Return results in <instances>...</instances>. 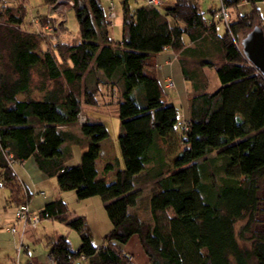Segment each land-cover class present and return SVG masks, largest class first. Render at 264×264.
Listing matches in <instances>:
<instances>
[{"label": "trees", "instance_id": "trees-1", "mask_svg": "<svg viewBox=\"0 0 264 264\" xmlns=\"http://www.w3.org/2000/svg\"><path fill=\"white\" fill-rule=\"evenodd\" d=\"M43 1L50 9L57 2ZM72 1L78 36L52 42L51 33L22 29L27 0L16 6L0 0V179L16 208L25 203L31 193L14 167L33 157L61 190H74L79 199L100 196L113 226L106 244L96 247L85 217L70 218L67 203L52 200L41 219L65 222L81 245L73 251L58 236L49 257L56 264H133L122 246L136 236L151 264H264L258 226L264 214V74L240 45L241 36L264 26L257 8L236 20L229 12L264 0H221L229 22L217 13L221 8L211 12L226 23L224 35L198 1L175 0L165 9V0L161 6L146 2L132 10L125 0L118 42L110 37L104 0ZM53 23L51 14L39 16L40 29ZM61 29L73 33L65 23ZM167 48L178 55L192 87L185 125L158 78L157 56ZM204 67L215 68L220 85L214 91L199 75ZM102 87L120 91L123 165L120 159L116 170L107 164L98 178L107 127L86 118L81 136L71 128L80 123L83 105H98ZM36 90L44 93L41 99L33 98ZM178 132L183 144L169 162L168 138ZM71 145L84 151L76 166L64 162ZM114 170L109 182L105 174ZM144 190L147 219L132 211Z\"/></svg>", "mask_w": 264, "mask_h": 264}, {"label": "rangeland", "instance_id": "rangeland-1", "mask_svg": "<svg viewBox=\"0 0 264 264\" xmlns=\"http://www.w3.org/2000/svg\"><path fill=\"white\" fill-rule=\"evenodd\" d=\"M9 5L16 6L18 5V0H6ZM106 1V0H104ZM110 4L108 7V12L111 9L113 5V9L115 11L116 16L112 18V15L109 12V17L111 20V25L114 28L115 32V38L116 40H121L122 38V15H123V3L125 0H109ZM147 1V0H146ZM198 1V0H195ZM130 8L132 10H135L136 8L142 6L145 2V0H127ZM21 3H26V0H20ZM172 3V0H165V6L163 9H165L167 6H169ZM199 3V2H198ZM201 11L204 13V17L210 21L215 22L217 26L218 34L224 35L227 30L226 23L219 18H215L212 14V10H219L221 8V0H201L200 1ZM107 5L105 4V7ZM27 16L25 21L29 23V28L32 29V31H41L43 35H47L48 31L43 27L40 29L39 27V16H45L48 14L49 6L44 4L43 0H27ZM257 8L260 11V14L262 16V24L264 26V2H259L256 5L252 4H243L238 7H232L229 9L230 12V18L232 20H236L239 15H245L250 14L253 12V10ZM52 9H50L51 14ZM219 11H217L218 13ZM61 15V14H60ZM58 15V19H60V16ZM67 21H65V24L76 25L78 29V24L75 16V12L72 10L68 11L67 13ZM32 19V21H31ZM226 21V20H225ZM227 23L229 20L226 21ZM63 24V23H61ZM31 25V26H30ZM62 28V25L60 27V30ZM29 29V30H31ZM247 34V33H246ZM75 35V34H74ZM52 42L59 41V39H65L64 34L57 37L53 34L50 35ZM54 37V39H53ZM245 37V35L240 37V40ZM51 46V45H50ZM182 57V54L179 56V59ZM175 59L178 60V55L175 53ZM184 60L187 59L184 57ZM188 64H193V62L188 58ZM195 64V62H194ZM193 65H190V67H193ZM203 81H206V84H208L207 90L208 91H214L219 85V79L216 76L215 68H209L204 67L201 69V74ZM173 81V86H167L168 81ZM202 82V83H204ZM165 85L167 89H174L175 87V81L174 79H168L165 81ZM180 85V83H177V87ZM102 92H104L101 95L99 102V105L97 107H104V108H96V107H87L86 110H83V115L81 120H92L96 119L98 121H101L105 124V126L108 129L109 136L106 138V140L103 142L101 146V155L97 163V167L100 173H104V167L107 164L113 165L115 170L118 168L119 163L117 164L118 159L121 160L123 165V160L121 156V150L120 145L118 141V136L121 131V120L119 118V106L117 102L120 98V91L118 88H103ZM43 92H40L36 90L33 95L35 96H41ZM192 95H190L191 97ZM169 101L174 103L176 107L178 108V111H180L181 115L184 118H187L188 114L186 112H181V105H179L178 101L173 99L171 96L169 97ZM81 124H76L71 128L73 132H75L77 135H82L81 132H79V129L81 127ZM169 144L171 145L167 150L166 158L169 162H172L176 153L181 148L183 142L181 139V134L175 133L172 134L168 138ZM69 156L65 158L64 162L68 166H76L80 164L81 157L83 154V149L79 145H71L69 150ZM16 170L18 169V166H15ZM19 172V169H18ZM115 172V171H114ZM20 178L28 185L31 186V182L26 179L20 172H19ZM107 180L109 182H112L115 180L114 174H109L107 177ZM264 184V182H263ZM54 184L47 183L43 186V188L40 190L41 192H44L43 194L39 193L37 194L31 203V209L36 214H40L42 211V202L44 197L54 198V195L57 194L54 188ZM41 188V187H38ZM146 189V187H144ZM60 194H62V199L67 203L68 207V215L71 218L83 216L86 219L88 228L90 229V233L92 235L93 243L96 247H102L105 245V236L109 234L112 231V222L108 216V213L105 208V203L103 202L102 198L98 195L91 196L86 199H79L76 196V192L74 190H67L63 191L60 190ZM147 194V190H144L142 192V198L139 201V204L136 208H133V212H137L143 219L149 218L148 210H147V199L145 198ZM16 211V205L15 202L11 199V190L9 187H3L0 188V256H2V259H0L1 262L5 263V258L7 260H13V263H16L18 257L22 262H26L29 260H36L41 258H47L50 254L51 250V241L58 236H65L71 243L73 251H77L81 245V237L80 234L74 230L73 228L69 227L65 222H61L56 219L51 218H43L42 222L39 224V226L36 229H31L29 233L27 232V235L24 239V246L22 250L20 251L18 255L17 251V239L13 236V234L10 231V223L14 219ZM15 222V221H14ZM52 237V239H50ZM125 252L130 256V260L133 264H145L149 261V258L145 254L139 239L136 236H133L128 243H126L124 246H122ZM76 264H89L88 261L82 260Z\"/></svg>", "mask_w": 264, "mask_h": 264}, {"label": "crops", "instance_id": "crops-1", "mask_svg": "<svg viewBox=\"0 0 264 264\" xmlns=\"http://www.w3.org/2000/svg\"><path fill=\"white\" fill-rule=\"evenodd\" d=\"M200 1L201 0H198L199 3H200ZM109 2H110L109 0L104 1V5L105 4L107 5L106 6V10L109 7V4H110ZM146 2L147 1L145 0L144 4H146ZM174 4H175V0H172V3L169 5V7L173 6ZM49 13H50V7H49L48 14ZM108 14H109V12L107 10V15ZM52 16H55V15L52 14ZM122 19H123V15H122ZM31 21H32V19H31ZM29 23H27V25H23L22 26V29L27 30V31H32V29L29 28ZM112 27L113 26L111 25V27H110V37H111L112 41L118 42V40H116V38H115L114 28H112ZM67 28L71 32H73L75 34L73 36V33L71 35L68 34V33H65L64 38L65 39H68L69 41H71L75 37L78 36V32H77L78 29H77V26L76 25H72L71 26L70 24H67ZM29 29H31V30H29ZM122 37H123V21H122ZM121 40H122V38H121ZM121 40H119V41H121ZM157 64H158V78H159L160 82L162 83V85L165 86V84H164L165 81L168 80V79H170V78L171 79H174V81H175V87H174V89H167L165 87V91L168 94V98L171 96L173 99H175L176 101H178L179 105H181V109H182L181 112H186L188 114L189 98H190V95L192 93V87H191V83L189 81L185 80V78H184V76L182 74V68H181L180 62L175 59V52L173 50L167 48L166 50H164L163 52H161L160 54H158V56H157ZM177 83H180V85L178 87L176 86ZM103 88H106V87H102V89ZM102 89H101V93H100V95L98 97V101L100 100L101 95L104 93V92H102ZM43 94L41 96H35V95L32 94V96H33V98L41 99L43 97ZM16 98L18 100H23L25 98V95L24 94H18L16 96ZM98 105H99V102H98ZM98 105H96L94 107H96V108H104L102 106L97 107ZM87 107H93V106L83 105V110H86ZM92 121H98V120L92 119ZM79 132H81V129H79ZM105 140H103L101 142V146H102V144H103V142ZM100 155H101V153H100ZM98 160H97V163H98ZM15 166H18L19 172L26 179H28L31 182V186H28L20 178L18 169L16 170V168L14 167L15 172L18 175L20 181L25 186L26 190H29L30 193H31V196H30V209H31V203L33 201V198L37 194H39V193L43 194L44 192H41L40 190L43 188L44 185H46L49 182L52 183V185L54 184V186H55L54 188H55V191L57 192V194L54 195V198L44 197L43 202H42L41 209H43V207L48 202H50L52 200H55V199L62 198V194L59 193V192H61L60 191L61 189L58 186L56 176H49L44 171H42L39 168L36 160L33 157L27 159L26 161H24L22 163H17ZM114 171H110V172L106 173L105 174L106 177L110 173L111 174H114L115 173ZM102 176H103V174L99 172L98 178H101ZM38 187H41V188H38ZM262 205H263V209H264V184L262 185ZM35 213H36V211H35ZM263 216H264V214L262 215V218H260L261 220L258 222V226L261 227L262 230H264V217ZM14 221H15V216H14V219L12 220V222L10 223V225H11L10 227H12V225L14 224ZM41 222H42V220H41ZM36 228H34V229H36ZM30 231H32V230H29L28 233ZM13 236L18 241V236H15V235H13ZM51 238L52 237H50V239ZM48 258H49V256L47 258H41V259H38L37 258L35 261L38 262V263H46L47 260H48ZM0 259H2V256H0ZM13 262H14L13 260H11V262H10V260H7L5 258V263H3V262L0 261V264H16V263H13ZM145 264H151L150 263V260L148 262H146Z\"/></svg>", "mask_w": 264, "mask_h": 264}, {"label": "built area", "instance_id": "built-area-1", "mask_svg": "<svg viewBox=\"0 0 264 264\" xmlns=\"http://www.w3.org/2000/svg\"><path fill=\"white\" fill-rule=\"evenodd\" d=\"M147 3L151 5H155V6H161L164 4V1L163 0H147ZM72 9H73L72 0H57L54 6V9H52L53 12H51V17L54 19V23L53 25H47L45 28L48 31V33H51L57 37L61 36V30H60V27L62 25L61 23H64L65 21H67L68 19L67 13L68 11ZM109 12L112 15V18L116 16L115 11L113 9V5L111 9L109 10ZM52 14H54L55 16H52ZM218 14L219 16L224 18L226 21L228 20V12L226 11L225 8L222 7L221 10H219ZM58 15L61 16L60 19H58ZM173 83L174 82L170 80L168 81L167 86L168 87L173 86L174 85ZM181 117L182 119L180 123L182 125H185L186 119L182 115ZM81 118H82V115L80 116V122L84 123L85 120L82 121ZM7 159H8V163L11 166L16 164V162H14L11 159V157H7ZM3 187H4V183L2 179H0V188H3ZM25 193L27 195L26 190H25ZM41 220L42 219L40 215L36 214L34 211L30 209V198L28 199V196H27L26 202L16 208L15 222L12 225V227H10L11 233L15 236H18V241H17L18 255L24 246V239L26 237L27 232L31 229L38 227ZM16 264H56V263L51 257L48 258L46 263H38L35 260H29L26 262H22L18 257Z\"/></svg>", "mask_w": 264, "mask_h": 264}, {"label": "water", "instance_id": "water-1", "mask_svg": "<svg viewBox=\"0 0 264 264\" xmlns=\"http://www.w3.org/2000/svg\"><path fill=\"white\" fill-rule=\"evenodd\" d=\"M242 52L246 58L264 74V31L256 25L242 38Z\"/></svg>", "mask_w": 264, "mask_h": 264}]
</instances>
